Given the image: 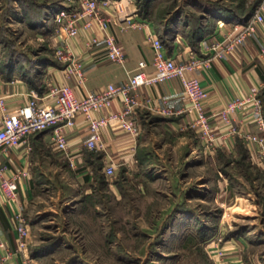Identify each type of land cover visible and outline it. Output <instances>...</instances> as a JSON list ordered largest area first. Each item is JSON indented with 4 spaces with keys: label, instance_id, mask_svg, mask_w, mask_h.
<instances>
[{
    "label": "crops",
    "instance_id": "1",
    "mask_svg": "<svg viewBox=\"0 0 264 264\" xmlns=\"http://www.w3.org/2000/svg\"><path fill=\"white\" fill-rule=\"evenodd\" d=\"M253 1L247 0V6L249 7ZM261 1L259 0L255 7ZM55 14L51 19L58 24ZM102 14L109 18L108 31L115 35L124 50V62L109 60L102 43L87 49L86 41L89 35L102 38L104 33L97 24L84 29L82 27L84 19H82L78 35L71 41L75 58L81 61L84 67L82 81H79L76 73L70 70L68 61L56 57L59 64L47 66L42 78L43 82L37 84L38 86L42 85L44 88L48 83L67 84L72 87L77 97H83L87 92L102 89L110 83L122 85L135 71L141 59L148 63L146 72L154 73L155 69L152 65L154 50L147 40L144 29L138 26L121 28L122 19L116 16L112 7L104 8ZM245 15V12L241 14L237 10L228 13L224 12V9H218L213 15L214 22L209 25L210 28L194 41L193 46L190 42V33L184 34L178 26H174L175 30L169 34L166 27L157 29L152 19L148 17L146 19L149 21V29L161 37L164 52L180 63L187 62L192 57L203 58L213 55L212 45L240 28L244 23ZM51 35L55 48L63 46L64 39L59 25ZM263 38L262 30L257 28L255 33L236 45L234 49L224 53L220 58L213 57L209 65L187 71V76L197 77L206 89L207 111H217L233 99L240 98L245 101L231 116L238 133L230 138L228 148L203 147L198 129L191 124L194 114L188 110L189 100L184 95L181 80L177 77L153 85H141L132 91L139 101L132 112L135 134L123 131L119 123L111 122L100 129L97 145L89 148L85 142L93 133L89 131L84 116L76 114L75 125L69 131L68 151L56 150L53 147L49 130L33 133L26 142L10 147L0 159V164L8 167L6 174L25 171L27 175L19 179L18 197L12 204L3 202L0 192L2 205L0 240H4L10 249L17 250L18 234L13 226L12 213L18 209H21V212L23 209L26 210L33 201L34 193L39 189L44 191L51 187L56 191V199H62V202L69 204L64 206L66 207L64 213L70 218L81 212L87 214L86 217L93 215V219H98L99 215L106 211L102 196L110 190L112 192H116L119 188L122 190L126 184L142 175L153 180L158 177L160 171L170 172L169 163H160L166 158L162 153L165 150L168 151L169 159L175 156L185 159L193 156L199 160L201 154H209L214 161V152H216L219 158L228 155L238 158L240 154L245 153L246 158L251 156L252 159L257 160L256 143L245 140L243 134L251 133L264 137V129L259 126L260 115L264 119L262 105L261 113H258L255 103L260 99V92L264 88V55L260 53ZM253 88L258 89L256 94H252ZM33 92L41 91L31 85L28 79L22 80L16 75L5 79L0 75V93L6 96L8 107L14 108L25 104ZM121 103V98L115 96L111 104L107 108H101L97 115L105 116L109 111H118L121 109ZM162 108L169 109L171 114L157 110ZM215 124L217 134L226 131L227 128L220 127L219 121L216 120ZM177 150L183 151L184 155L181 152L177 153ZM175 162L177 165L174 168L178 166V162ZM109 164L115 167V176H107L104 173L105 167ZM117 174L119 177H116ZM180 205L183 208L176 209L175 215L187 216L186 211L189 208L184 203ZM36 213L38 216L36 220L40 221L42 216L39 211ZM29 226L30 220L27 222L28 232ZM235 242L238 246L235 248L233 243L229 247L232 249L228 251L232 255H237L241 250V242L239 240ZM26 259L24 248L17 250L7 262L2 263L0 260V264H26Z\"/></svg>",
    "mask_w": 264,
    "mask_h": 264
},
{
    "label": "rangeland",
    "instance_id": "2",
    "mask_svg": "<svg viewBox=\"0 0 264 264\" xmlns=\"http://www.w3.org/2000/svg\"><path fill=\"white\" fill-rule=\"evenodd\" d=\"M246 1L130 0V5L138 16L148 8L157 29L166 27L170 34L178 26L186 34L208 28L218 9L244 13ZM26 5L31 12L44 11L38 23L26 19ZM62 7V0H0V67L41 84L49 60L57 59L51 34L58 24L51 16ZM260 102L264 114V88ZM162 153L160 163H169L170 172L160 171L153 180L142 175L122 190H110L102 196L106 211L98 219L81 212L70 218L64 213L69 204L56 199V191L37 190L22 211L30 220L26 264H264L263 163L245 154L219 158L214 152L212 161L209 154L197 160ZM182 203L191 217L175 215ZM237 240L241 250L232 255L229 247L236 248Z\"/></svg>",
    "mask_w": 264,
    "mask_h": 264
},
{
    "label": "built area",
    "instance_id": "3",
    "mask_svg": "<svg viewBox=\"0 0 264 264\" xmlns=\"http://www.w3.org/2000/svg\"><path fill=\"white\" fill-rule=\"evenodd\" d=\"M108 7H112L116 16L122 19L121 28L138 26L144 29L147 40L154 50L152 61L154 73L146 72L148 63L141 59L138 61L135 71L122 85L110 83L102 89L87 92L83 97H77L70 85L48 83L40 93H31L25 104L14 108L8 107L6 96L0 93V159L10 147L18 146L22 142H26L31 134L44 130H49L51 143L56 150L68 151L69 131L75 125L76 114L84 116L89 131L93 133L91 138L85 142L89 148L97 145L100 129L111 122H117L120 129L135 134V121L132 112L139 101L132 91L141 85H153L174 77L179 78L182 82L184 95L189 100L188 110L194 114L191 124L198 129V135L203 145L212 149H223L230 146V138L238 133V129L232 123L231 116L245 101L240 98L233 99L226 102L217 111H207V91L197 77L187 76V71L201 69L209 65L213 57L220 58L224 53L234 49L236 45L255 33L257 28L261 29L264 35V0L254 8L251 16L240 25V28L235 32H230L222 40L212 45L213 55L203 58L192 57L187 62L180 63L164 52L161 37L149 29V21L146 17H138L131 9L130 0H63V7L56 12L55 17L63 35L64 44L54 49L55 57L68 61L70 70L76 73L79 81H82L84 77V67L82 62L75 58L74 51L71 49V41L78 35L82 19H84L82 26L84 29L97 24L104 33L102 38L89 35L86 41L87 49L102 43L105 55L109 60L118 63L125 60L124 50L115 35L108 31L109 18L102 14V10ZM260 45V53L264 55V38ZM257 90V88H253L252 94H256ZM115 96L121 98V109L109 111L105 116L97 115L101 108H107L111 104ZM255 103L257 112L261 113L260 99H257ZM157 110L171 114L170 110L166 108ZM216 120L220 122L221 128H227L226 131L216 133ZM259 126L264 129V119L261 115ZM243 137L248 142L256 143L257 160L264 165L263 137L251 133H245ZM7 171L8 167L0 164V192L3 202L12 204L18 197L19 179L25 177L27 173L15 171L11 175H7ZM104 173L107 176L114 175L115 167L109 164L105 167ZM1 208L0 204V213ZM12 221L18 234L16 249L23 250L27 244L29 232L21 209L12 213ZM17 250L10 249L4 240H0L2 263L11 259Z\"/></svg>",
    "mask_w": 264,
    "mask_h": 264
},
{
    "label": "trees",
    "instance_id": "4",
    "mask_svg": "<svg viewBox=\"0 0 264 264\" xmlns=\"http://www.w3.org/2000/svg\"><path fill=\"white\" fill-rule=\"evenodd\" d=\"M259 2V0H254L252 3H251V5L249 6V8H247L246 9V11H245V13H246V15H245V17L243 18V21L245 22L246 20H247V18L249 17V16H251V14H252V11H253V8L255 7V5L257 4ZM31 6V5H30ZM29 6V7H30ZM28 7V5H26V8L29 10V11H27L26 10V14L27 15H24L25 17H26V19H29V20H32V23H34V24H36V23H38L39 22V20H41L40 18H42L43 17V15H44V11H42V9L40 10V12H38V13H34L33 11L31 12V9ZM147 9L148 8H146V10L145 11H142L141 13H142V15L143 16H145V17H148V12H147ZM214 17L215 16H213L212 17V20H211V22H210V24L211 23H213L214 22ZM210 28V26L207 28H203L202 27V29H193L192 30V32L190 33V42H191V46H193L194 45V41L198 38V37H200L202 34H203V32L204 31H207V29H209ZM9 61H12V60H10V59H8ZM49 62H50V64H53V65H56V64H59V62L56 60V61H50L49 60ZM0 66H2V65H0ZM1 69H2V71H1V75L3 76V78H5V79H8V78H10L11 76H12V73H13V71H15V69L14 68H6V67H0ZM29 80V83L31 84V85H33V86H35V87H37V89L38 90H40V91H42L44 88H43V86L41 85H37V83H35L34 81H33V79L32 78H30V79H28ZM243 155L245 154V153H242Z\"/></svg>",
    "mask_w": 264,
    "mask_h": 264
}]
</instances>
